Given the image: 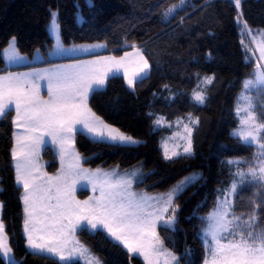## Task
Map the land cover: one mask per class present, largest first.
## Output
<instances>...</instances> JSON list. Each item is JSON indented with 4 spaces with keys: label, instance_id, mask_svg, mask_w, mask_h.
Segmentation results:
<instances>
[{
    "label": "trees",
    "instance_id": "16d2710c",
    "mask_svg": "<svg viewBox=\"0 0 264 264\" xmlns=\"http://www.w3.org/2000/svg\"><path fill=\"white\" fill-rule=\"evenodd\" d=\"M174 5L175 10L168 13ZM52 8L58 10L65 44L106 41L116 54L132 45L142 48L151 69L146 79L136 81L131 89L123 75H111L106 86L90 94L88 101L106 123L141 139L140 143L113 147L92 143L86 135L78 134L75 146L86 158L82 160L86 166L125 169L141 164L145 174L136 187L148 192L165 191L189 172L201 170L202 178L175 198L174 228L159 227V235L181 257L180 264H203L206 246L200 231L205 221L201 218L214 207L220 189L230 183L237 169L226 161L238 158L243 169L249 162L255 163L256 147L241 143L232 130L239 124L236 101L253 67L243 49L244 25L264 29V0H240L239 7L236 0H183L182 4L180 0H0V70L5 68L3 50L12 37L19 50L29 55L53 47L48 31ZM204 75H212L214 80L204 85L208 99L199 105L191 99V92L200 86ZM169 109L173 110L168 114ZM192 109L199 119L192 133L195 152L166 160L160 137L169 130L155 128L156 113L173 119ZM13 118V109L0 118L1 219L9 244L22 264H61L54 256L41 258L26 248L22 186L16 183L11 156ZM42 154L46 169L55 172L58 160L52 148L46 146ZM254 191L248 184L241 186L235 197V214L251 215L256 207L250 203ZM82 192L86 191L78 194ZM259 226L264 227V206ZM76 236L103 264H144L141 257L130 256L104 231H78ZM0 264L8 262L0 256Z\"/></svg>",
    "mask_w": 264,
    "mask_h": 264
},
{
    "label": "snow or ice",
    "instance_id": "6c2138e0",
    "mask_svg": "<svg viewBox=\"0 0 264 264\" xmlns=\"http://www.w3.org/2000/svg\"><path fill=\"white\" fill-rule=\"evenodd\" d=\"M181 4L183 0H180ZM240 0H236L239 7ZM177 6L168 9V13ZM166 13L165 15H167ZM57 13H51L50 31L57 33L59 24ZM239 22V19H238ZM244 27L247 29V25ZM249 33L251 30L248 29ZM264 43V34H261ZM13 37L4 55L9 61L22 60L16 50ZM97 45L94 47H102ZM63 50L62 46L57 45ZM133 49L135 45L131 46ZM260 60H264V47L259 49ZM103 57L94 61H82L74 65L58 66L52 70H37L32 73H9L0 75V118L13 108V125L22 129L13 133L15 143L11 156L14 161L16 183L23 186L21 200L24 204V232L26 248L29 254L48 258L55 256L61 264L73 259H85L86 264H102L91 250L75 239L78 231L89 233L104 231L107 237L117 245H122L130 256L143 257L144 264H180L181 257L164 246L157 233V227L174 228V206L178 197L190 184L202 177L192 174L179 181L168 192L149 196L133 190V183L139 177L138 170L123 175L115 170L104 172L83 168L81 161L86 159L75 150V137L84 134L92 143L108 144L113 147H130L139 140L107 124L89 106V96L102 90L112 63L117 68L124 67V78L132 88L136 81L146 79L151 71L148 60L139 51L138 62L134 63L131 74L125 64V58ZM47 81L48 98L41 97L39 81ZM214 76L204 77V84L213 83ZM167 87V86H165ZM256 87L258 96L243 95L238 99L236 113L240 117V126L234 130L241 143L255 146L253 160L247 171L241 167L240 160L229 159V166L235 165V179L225 189L220 190L212 210L202 217L206 226L201 234L206 247L204 264H264V227L259 226V213L264 206V66L257 63L252 78L244 81L243 89ZM194 99L199 105L207 102L206 89L196 92ZM162 117L155 121L160 125ZM184 125L187 146L183 155H192L193 126L199 119L188 117ZM51 143L59 153L61 167L56 176H48L38 163L41 147ZM181 153L164 152L166 160H172ZM84 178L99 191L98 196L87 200L75 199L77 180ZM255 188L251 204H255L251 215L235 214V197L242 185ZM171 213V215L165 214ZM13 249L9 247L5 234V225L0 219V256L8 264H22L11 257Z\"/></svg>",
    "mask_w": 264,
    "mask_h": 264
},
{
    "label": "rangeland",
    "instance_id": "374dc122",
    "mask_svg": "<svg viewBox=\"0 0 264 264\" xmlns=\"http://www.w3.org/2000/svg\"><path fill=\"white\" fill-rule=\"evenodd\" d=\"M52 12H56L58 14V10L54 9V8L50 9V19H49V24H48V31H49L50 36L53 39V48L52 49L50 48L52 52H49L48 55L53 56L55 58H59V56H64V55L68 56V55H75V54L81 53L82 54L81 57L80 58H70L66 62H54L53 64L43 63L44 62L43 60H47V58H48V57H46V52H44L41 49H36L32 55H29V54H26V53H22L19 50V48L17 47V41H16V45H15L16 46V50L19 53V55L21 57H23V59L22 60H17V61H9L7 59V57L5 56L6 62H8L9 64H12V63L22 64V63L33 62L32 63L33 66H30V67L20 66L15 71H13L11 73H13V74H17V73H32V72H35L37 70H45V69L52 70V69H54V68H56L58 66L74 65V64L80 63L82 61H94V60H99V59H101L103 57H115L117 60H119L121 57H125V53L127 52L129 55H128V57L125 58V64L128 66L129 74H131V70H132V67L134 66V63L138 62V56L136 55L137 51H139L140 54H142L144 56V58L147 60V58H146L145 54L143 53V50H142L141 47H136L135 49H133V48L125 49L121 53L116 54V53H113L110 50V48L108 46V43L106 41L83 42V43H75V44H72V45L65 44L64 41H63V38H62V34H61V28H60V22H59L58 15H57V22L59 24V30H58L57 33H53V32L50 31L49 25H50L51 13ZM77 20L79 22H81L83 20V17H82V15H81V13L79 11L77 12ZM248 29L251 30V33H249ZM261 34H264V29L263 28H257V27L248 26L247 29H246L244 27V35L245 36L242 39L243 49L245 51L246 58H248V60H250L252 62V65H253L251 74L249 76H247L244 79V81L249 79V78H252V74L256 70V66H257L258 62L262 66H264V60H260V51H259L260 48L264 47V43H262ZM58 44L60 46H62L63 50L58 49V47H57ZM97 45H103L102 47H95L97 49L99 48V50H103L102 51L103 53H101V54L87 53V50L89 49V47H94V46H97ZM7 47H8V45L5 48H7ZM50 49H48L47 51H49ZM149 65H150V63H149ZM106 67L110 68V72H109L108 77L111 76V75H114V74H121V75L124 76V71H125L124 67L117 68L112 63L107 64ZM204 76L207 77V75H204ZM208 76H212V75H208ZM107 78L105 80L104 87L106 86ZM126 83H127V81H126ZM127 85H128V83H127ZM204 85L205 84H204V78H203L200 81V86L197 89H195V90H193L191 92V99L193 101H195L194 94L196 92L204 90ZM133 88H134V85H133V87L131 89H133ZM39 92H40L41 97H43L44 99L48 98L47 81L46 80L39 81ZM243 95H249V96H252V97H257L258 96V89L256 87H252V88H249V89L245 90L242 87V89L240 90V93L238 95L237 101ZM171 96L173 97L174 95H171ZM237 101H236V105H237ZM88 106L90 107L89 102H88ZM13 110H14V108H13ZM172 110L173 109L167 110L168 114ZM189 114H191L193 119H197L196 118V114L194 113V109L189 110L187 113H184V114L179 112L173 119L167 118L162 113H159V112L156 113L155 121L158 118H161V117L163 119H162L161 124L159 126L155 124V128H168V130H169V131L163 133L161 135V137H160V146H161L163 155H164V152H165L166 148L169 151V153H171L173 151H176V152L181 153V155L183 154V149H184L185 146H187V142H186V140H182L181 136L186 135L185 131H184V125L189 123V120H188ZM14 118H15V110H14ZM109 125H111V124H109ZM111 126L115 127V128H118V127H116L114 125H111ZM239 126H240V117H239V124L236 127H234V129L232 130V133L234 132V130H238ZM22 131H23L22 129H18V128L15 127V133H20ZM120 131L123 132L122 130H120ZM123 133H125L128 136L133 137L136 140L141 141V139H139V138H137L135 136H132L131 134H128L126 132H123ZM74 143H75V141H74ZM48 144L49 145H47V146H50L52 148V151L54 152V154L56 155V159L58 160V167H59L58 168V172H59L60 167H61V162H60L58 150L50 142ZM45 147H46V145L41 147V150H40V153H39V160H38V163L42 166L43 169L45 168V166H44L45 165V161L43 159L42 152L44 151ZM75 150L78 152L76 146H75ZM256 150L258 151L257 148H256ZM194 152H195V150H194L193 140H192V154ZM232 160L235 161V160H238V158H233ZM13 164H14V161H13ZM81 166L83 168L90 169V170H93V171H95L96 169H101L104 172H112L113 170H115L120 175H123L126 172L130 173L133 170H138L139 177L133 183V190L136 191L137 193H140V192L146 193L149 196H157V195H161V194H164V193L168 192L176 184H178L179 181L183 180L185 177L191 176L194 173L198 174V175H201V170H193V171L189 172L188 174L184 175L182 178H180L176 183H174L170 188H168L165 191L148 192V191H146L144 189H140V188L136 187V183L141 181L143 179V177H144V174H145V171H144V169H143L141 164H136L134 166H131L129 168H125L124 169V168H120L117 165H113V166H110V167H102V166L90 167V166L84 165L83 162L81 161ZM244 170L247 171V169H244ZM233 179H235L234 176H232L230 183L227 186H225L224 188H221L220 190H223V189L227 188L232 183ZM84 190L86 192H82L81 193L82 195L78 194L79 191H84ZM98 195H99V191L93 192L92 191V186L88 183L87 179L80 178V179L77 180L76 189H75V192H74V196H75L76 200L84 201V200H87L89 197L98 196ZM218 196H221V198H223L222 194H221V191L218 193ZM1 208H2V203L0 202V219H1ZM212 208L210 210H212ZM167 215H171V213L165 214L166 218H167ZM206 223L207 222L205 221V223L202 226V228H204L206 226ZM157 233L159 235V226L157 227ZM5 234H6L7 238H8V235H7L6 231H5ZM200 237H201L202 241L204 242V239H203V236L201 234V231H200ZM75 239L79 240L76 236H75ZM79 241L82 244H84L87 248H89L91 250L89 245H87L85 242H83L81 240H79ZM8 243H9V240H8ZM164 246H165V248L170 250L165 244H164ZM205 246L207 247L206 244H205ZM9 247H11L10 244H9ZM170 251H172V250H170ZM91 253H92L93 256L98 257L99 260L102 262V259L100 258V256L97 253H95L93 250H91ZM10 256L14 257L16 261H19V259L15 257L13 251L10 254ZM137 256H139V255L137 254ZM141 258H142V260L144 262L143 257H141ZM72 261H80L83 264H86V260L85 259H73ZM102 264H103V262H102ZM161 264H163V260H161Z\"/></svg>",
    "mask_w": 264,
    "mask_h": 264
},
{
    "label": "crops",
    "instance_id": "0c3cea01",
    "mask_svg": "<svg viewBox=\"0 0 264 264\" xmlns=\"http://www.w3.org/2000/svg\"><path fill=\"white\" fill-rule=\"evenodd\" d=\"M73 44H75V43H73ZM67 45H72V44H67ZM53 48V47H52ZM51 48V49H52ZM51 49L49 50V51H47L46 52V57H48L47 58V60H43L44 62L43 63H48V64H53L54 62H66V61H68V59H70V58H80L81 57V53H79V54H75V55H68V56H66V55H64V56H59V58H55V57H53V56H50V55H48V53L49 52H52L51 51ZM103 50H99V48L97 49V48H95V47H89V49L87 50V53H95V54H101V53H103L102 52ZM114 53V52H113ZM3 58H4V62H5V68L4 69H2V70H0V75H8L9 73H11V72H13V71H15L18 67H20V66H26V67H30V66H33L32 65V63L33 62H29V63H22V64H16V63H12V64H9L8 62H6V59H5V55H4V50H3ZM14 132H15V127H14ZM14 143H15V140H14V142H13V145H14ZM47 145H49V144H47ZM46 145V146H47ZM12 148H13V146H12ZM44 159V158H43ZM44 161H45V159H44ZM45 168L43 169L42 168V171L44 172V173H47V175L48 176H56L57 174H58V169L55 171V172H53V173H50L47 169H46V161H45ZM15 168V167H14ZM59 168V167H58ZM15 177H16V172H15ZM20 186H22V185H20ZM23 186H22V194H23ZM22 205H23V208H24V204H23V201H22ZM23 230H24V226H23ZM24 234H25V232H24ZM26 236V235H25ZM77 237V236H76ZM26 244H27V240H26Z\"/></svg>",
    "mask_w": 264,
    "mask_h": 264
}]
</instances>
